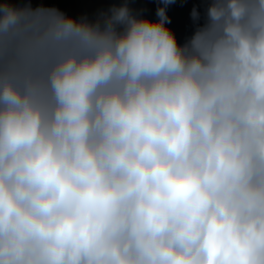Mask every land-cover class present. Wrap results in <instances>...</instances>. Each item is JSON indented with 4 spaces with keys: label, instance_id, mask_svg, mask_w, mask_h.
<instances>
[{
    "label": "clouds",
    "instance_id": "clouds-1",
    "mask_svg": "<svg viewBox=\"0 0 264 264\" xmlns=\"http://www.w3.org/2000/svg\"><path fill=\"white\" fill-rule=\"evenodd\" d=\"M173 2L0 0V264H264V0Z\"/></svg>",
    "mask_w": 264,
    "mask_h": 264
},
{
    "label": "trees",
    "instance_id": "trees-1",
    "mask_svg": "<svg viewBox=\"0 0 264 264\" xmlns=\"http://www.w3.org/2000/svg\"><path fill=\"white\" fill-rule=\"evenodd\" d=\"M78 1L72 0L71 4H64L63 7L79 6L81 0ZM125 2H127L133 15L150 17L153 20L158 18L156 15L157 8L163 6L160 0H88L85 7L89 5L90 8L101 9L100 12L107 13L113 6H122ZM208 6V0H174L168 5L169 27L175 32L181 45L192 36L198 26L205 23V10ZM194 7L200 12L198 22L193 21L191 17V11Z\"/></svg>",
    "mask_w": 264,
    "mask_h": 264
},
{
    "label": "crops",
    "instance_id": "crops-1",
    "mask_svg": "<svg viewBox=\"0 0 264 264\" xmlns=\"http://www.w3.org/2000/svg\"><path fill=\"white\" fill-rule=\"evenodd\" d=\"M17 6H23L26 3V0H15ZM74 2V1H73ZM77 2H79L77 0ZM41 0H32V7L35 8L39 6ZM72 0H43V5L47 7H56L63 11L65 14L75 17L77 19L86 18L91 22H95L100 16L102 11L97 8L85 7L88 3V0H81L79 6L73 7H63L64 4H71Z\"/></svg>",
    "mask_w": 264,
    "mask_h": 264
}]
</instances>
